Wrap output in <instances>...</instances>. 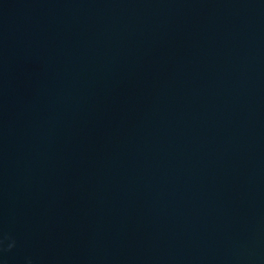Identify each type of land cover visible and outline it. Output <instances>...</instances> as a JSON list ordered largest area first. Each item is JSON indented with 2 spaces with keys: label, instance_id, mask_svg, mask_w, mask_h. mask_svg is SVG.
I'll use <instances>...</instances> for the list:
<instances>
[{
  "label": "water",
  "instance_id": "95a60500",
  "mask_svg": "<svg viewBox=\"0 0 264 264\" xmlns=\"http://www.w3.org/2000/svg\"><path fill=\"white\" fill-rule=\"evenodd\" d=\"M0 264H264V0H0Z\"/></svg>",
  "mask_w": 264,
  "mask_h": 264
}]
</instances>
